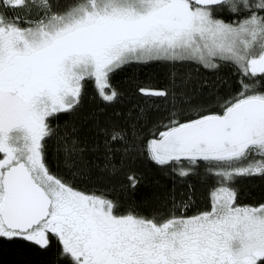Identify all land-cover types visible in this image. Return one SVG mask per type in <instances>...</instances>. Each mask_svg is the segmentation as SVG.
Listing matches in <instances>:
<instances>
[{"label":"snow or ice","instance_id":"1","mask_svg":"<svg viewBox=\"0 0 264 264\" xmlns=\"http://www.w3.org/2000/svg\"><path fill=\"white\" fill-rule=\"evenodd\" d=\"M154 63L168 83L139 87L146 103L80 118L85 81L112 105L110 76ZM224 67L237 87L222 97L201 69ZM145 156L186 188L173 180L150 217L74 186ZM201 164L217 184L186 214ZM251 176L264 178V0H0V264L6 244L52 238L61 264H264V204L237 203L234 186Z\"/></svg>","mask_w":264,"mask_h":264},{"label":"trees","instance_id":"2","mask_svg":"<svg viewBox=\"0 0 264 264\" xmlns=\"http://www.w3.org/2000/svg\"><path fill=\"white\" fill-rule=\"evenodd\" d=\"M42 2V0H41ZM23 15V12L20 13ZM7 15H14L12 10H8ZM35 15V9H33ZM226 15V13H225ZM204 75L213 79L219 86V93L222 97L231 95L237 87L236 73L231 67H224L218 72H210L207 69H201ZM169 68L162 63L150 65H133L122 71L116 72L110 76V85L116 89L120 95L115 104H105L98 95L96 85L93 80L85 82V105L81 111L80 118L86 117L89 113L105 109L107 114L115 111H127L135 105H142L150 98L142 97L138 94L139 87L162 88L168 83ZM109 89H106V92ZM156 99V98H151ZM158 105H162V100H156ZM211 110L214 112L222 111L219 104H211ZM68 117L61 115L56 124L63 125ZM156 130V129H154ZM148 133H145L147 137ZM50 165L54 174H64V169L60 166V157L55 155L53 146L50 143ZM186 166V165H185ZM133 172L141 177V183L135 191L128 186L126 175ZM176 180L178 190H185L184 185L180 183V178L171 174L167 169H162L155 165L146 156L137 158L132 163H126L124 169L115 176H109L94 171L91 178L86 182L77 180L74 186L89 194L102 195L105 198L116 202L119 207L116 211L120 214L132 212L146 217H150L160 210V205L156 199L165 193ZM195 186V204L186 210V214H195L200 210L210 207L209 191L217 184V178L208 173L203 164H201L198 174L188 177ZM235 188L238 192L237 203L241 205L258 206L264 204V178L260 176L238 177L235 181ZM166 211V210H165ZM4 259L7 264H61L57 254L60 251V244L55 238H52L51 247L43 251L23 240L15 241L5 246Z\"/></svg>","mask_w":264,"mask_h":264},{"label":"rangeland","instance_id":"3","mask_svg":"<svg viewBox=\"0 0 264 264\" xmlns=\"http://www.w3.org/2000/svg\"><path fill=\"white\" fill-rule=\"evenodd\" d=\"M88 81V80H87ZM86 82V81H85ZM94 82V81H93ZM94 84H95V82H94ZM106 91V90H105Z\"/></svg>","mask_w":264,"mask_h":264}]
</instances>
